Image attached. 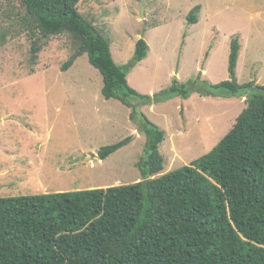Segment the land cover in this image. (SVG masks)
Returning a JSON list of instances; mask_svg holds the SVG:
<instances>
[{"label": "rangeland", "instance_id": "rangeland-1", "mask_svg": "<svg viewBox=\"0 0 264 264\" xmlns=\"http://www.w3.org/2000/svg\"><path fill=\"white\" fill-rule=\"evenodd\" d=\"M197 6L198 23L191 25ZM77 9L108 40L119 66L146 40L147 57L128 73L133 89L153 96L176 78L192 80L190 98L152 105L132 99L131 107L106 100L103 76L87 54L64 71L78 49L71 34L43 38L20 0H0V198L142 181L141 115L166 133L164 170L152 178L209 153L247 107V97L213 87L232 80L234 39L241 45L238 83L264 86V0H79ZM126 138L128 145L99 159L102 147Z\"/></svg>", "mask_w": 264, "mask_h": 264}, {"label": "trees", "instance_id": "trees-1", "mask_svg": "<svg viewBox=\"0 0 264 264\" xmlns=\"http://www.w3.org/2000/svg\"><path fill=\"white\" fill-rule=\"evenodd\" d=\"M34 32L43 38L71 34L76 54L103 76L102 95L131 107L182 96L195 81L158 94L133 89L128 73L150 50L136 42L128 65L119 66L111 45L77 9L79 0H20ZM200 6L188 16L198 23ZM33 52L40 51L35 42ZM240 43L229 56L231 81L215 89L247 97L234 127L206 155L172 172H163L160 147L165 131L141 115L147 159L139 164L143 180L131 185L0 198V264H264V86L239 84ZM134 119V115H132ZM131 138L102 147L105 160Z\"/></svg>", "mask_w": 264, "mask_h": 264}, {"label": "water", "instance_id": "water-1", "mask_svg": "<svg viewBox=\"0 0 264 264\" xmlns=\"http://www.w3.org/2000/svg\"><path fill=\"white\" fill-rule=\"evenodd\" d=\"M141 18H145V13H144V7L142 6V14H141Z\"/></svg>", "mask_w": 264, "mask_h": 264}, {"label": "crops", "instance_id": "crops-1", "mask_svg": "<svg viewBox=\"0 0 264 264\" xmlns=\"http://www.w3.org/2000/svg\"><path fill=\"white\" fill-rule=\"evenodd\" d=\"M149 48H150V46H149ZM150 51V50H149ZM127 79H128V77H127ZM190 98V97H189ZM29 176H26V178H28Z\"/></svg>", "mask_w": 264, "mask_h": 264}]
</instances>
